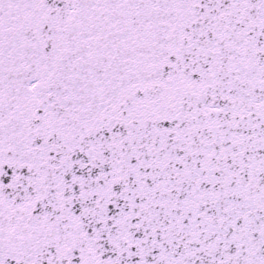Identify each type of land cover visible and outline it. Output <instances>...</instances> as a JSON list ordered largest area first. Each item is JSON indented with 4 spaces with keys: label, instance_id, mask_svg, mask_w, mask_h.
Returning <instances> with one entry per match:
<instances>
[{
    "label": "snow or ice",
    "instance_id": "obj_1",
    "mask_svg": "<svg viewBox=\"0 0 264 264\" xmlns=\"http://www.w3.org/2000/svg\"><path fill=\"white\" fill-rule=\"evenodd\" d=\"M0 264H264V0H0Z\"/></svg>",
    "mask_w": 264,
    "mask_h": 264
}]
</instances>
